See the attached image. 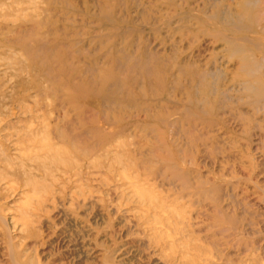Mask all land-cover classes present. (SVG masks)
<instances>
[{
    "label": "rangeland",
    "instance_id": "1",
    "mask_svg": "<svg viewBox=\"0 0 264 264\" xmlns=\"http://www.w3.org/2000/svg\"><path fill=\"white\" fill-rule=\"evenodd\" d=\"M0 264H264V0H0Z\"/></svg>",
    "mask_w": 264,
    "mask_h": 264
}]
</instances>
